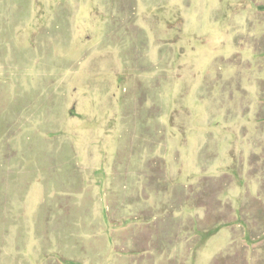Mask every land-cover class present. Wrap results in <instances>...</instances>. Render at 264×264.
I'll use <instances>...</instances> for the list:
<instances>
[{
    "label": "rangeland",
    "instance_id": "obj_1",
    "mask_svg": "<svg viewBox=\"0 0 264 264\" xmlns=\"http://www.w3.org/2000/svg\"><path fill=\"white\" fill-rule=\"evenodd\" d=\"M0 264H264V0H0Z\"/></svg>",
    "mask_w": 264,
    "mask_h": 264
}]
</instances>
